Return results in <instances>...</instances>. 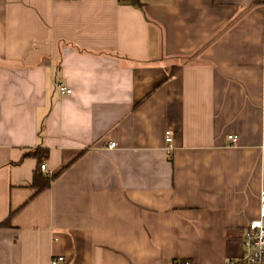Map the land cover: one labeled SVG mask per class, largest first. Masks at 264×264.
I'll return each mask as SVG.
<instances>
[{
  "label": "crops",
  "instance_id": "0c3cea01",
  "mask_svg": "<svg viewBox=\"0 0 264 264\" xmlns=\"http://www.w3.org/2000/svg\"><path fill=\"white\" fill-rule=\"evenodd\" d=\"M263 188L264 0H0V264H226Z\"/></svg>",
  "mask_w": 264,
  "mask_h": 264
},
{
  "label": "built area",
  "instance_id": "2783aa9c",
  "mask_svg": "<svg viewBox=\"0 0 264 264\" xmlns=\"http://www.w3.org/2000/svg\"><path fill=\"white\" fill-rule=\"evenodd\" d=\"M56 89L60 95H70L73 90L65 83L57 81ZM229 141L235 145L238 142L236 135H229ZM173 136L171 131L166 132L167 150L169 153L174 148ZM116 146V142H111L109 147ZM41 170L47 171V165L41 164ZM244 255L241 258L229 259L226 264H264V188L260 192V214L259 217L252 220L243 237ZM64 257L58 256L52 260V264H61ZM185 264H190L186 262Z\"/></svg>",
  "mask_w": 264,
  "mask_h": 264
},
{
  "label": "trees",
  "instance_id": "16d2710c",
  "mask_svg": "<svg viewBox=\"0 0 264 264\" xmlns=\"http://www.w3.org/2000/svg\"><path fill=\"white\" fill-rule=\"evenodd\" d=\"M48 153L49 152L47 149H38L33 153L39 159V166L34 172V186L37 189L36 192H40V191L44 190L45 188L49 187L51 182L56 177H58L66 168V167L61 168L59 171H57L53 175H45V174L41 173V171H42L41 170V164H42L44 158H46L48 156ZM9 218H10V216L6 220L1 221L0 227L4 226L6 223H8L7 220Z\"/></svg>",
  "mask_w": 264,
  "mask_h": 264
}]
</instances>
